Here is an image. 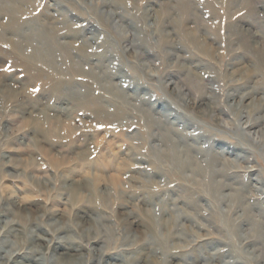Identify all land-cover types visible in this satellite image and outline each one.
I'll return each instance as SVG.
<instances>
[{"label":"rangeland","instance_id":"rangeland-1","mask_svg":"<svg viewBox=\"0 0 264 264\" xmlns=\"http://www.w3.org/2000/svg\"><path fill=\"white\" fill-rule=\"evenodd\" d=\"M54 245L264 264V0H0V263Z\"/></svg>","mask_w":264,"mask_h":264},{"label":"bare ground","instance_id":"bare-ground-1","mask_svg":"<svg viewBox=\"0 0 264 264\" xmlns=\"http://www.w3.org/2000/svg\"><path fill=\"white\" fill-rule=\"evenodd\" d=\"M26 82V81H25ZM27 86H28V83H27ZM35 88V87H34ZM2 91V90H1ZM96 100L95 99H90L89 100V103H87L86 104V106H88V107H90V104H93V103H91V102H95ZM92 110H94L95 112H97V113H101V111H102V109L100 108V107H95V108H91V111ZM51 120H53V119H51ZM54 121V120H53ZM57 121V120H56ZM56 125V124H55ZM57 131V130H56ZM63 134H65V132L63 133ZM103 162V161H102ZM101 162V163H102ZM103 165H104V167H107V168H111V163H109V161L108 162H103ZM81 173H83V169L81 168V169H79L78 170V173H74V172H72L71 170L69 171V170H66L65 172H64V174H63V176L64 177H66V178H72V176L74 177V176H76V174L78 175V176H82V177H84V175H82ZM62 176V177H63ZM76 179V178H75ZM94 179H95V181H98L99 180V175L98 174H96V172L94 173ZM73 180V179H72ZM115 180V178L113 177L112 178V181H114ZM114 183H115V181H114ZM71 189H72V186L70 187ZM93 188V187H92ZM71 191H73L72 192V196L75 198V196L76 195H79V199L80 198H82V197H80L81 195H80V193H77L76 192V188H73ZM96 198H97V196H96ZM103 198V197H102ZM101 198V199H102ZM98 199V198H97ZM87 201V200H86ZM87 203L88 204H91L92 203V201H87ZM53 207H54V204H52V208L51 209H49L48 211H49V213H50V217H59V213H57V212H54L52 209H53ZM48 209V208H47ZM20 210V209H19ZM18 210V211H19ZM25 210H28V209H25ZM53 211V212H52ZM58 211V210H57ZM20 212V211H19ZM18 212V213H19ZM29 211H27V213H28ZM22 213V212H21ZM23 214V213H22ZM24 216V215H23ZM26 216V215H25ZM126 228H128V227H126ZM37 229V228H36ZM15 230H17V232H18V230H20V229H18V228H14V230H13V232H15ZM21 231V230H20ZM17 232H15V233H17ZM37 233V232H36ZM38 234V233H37ZM42 234V233H41ZM41 234H39L38 236H37V238H34V239H32V240H30L33 244H35V245H39L40 247L41 246H43L44 244H45V242H44V238L41 236ZM45 235V234H44ZM34 237V236H33ZM36 237V236H35ZM53 247V251H54V256H55V258H53V259H56V261H55V264H57V263H60V264H71L72 262H74V261H77L78 259H80L81 258V256H82V252H81V250L79 249V248H72V246H59V245H54V246H52ZM1 256V255H0ZM7 257V256H6ZM9 257V256H8ZM1 258L3 259L4 257H0V262H1ZM52 258V257H51ZM81 260H83V259H81ZM11 262V264H43L40 260H37V259H32V258H25V257H18V256H12V257H10V258H7V264H10L9 262ZM5 262H6V260H5ZM75 263V262H74ZM1 264V263H0ZM2 264H3V262H2ZM6 264V263H5ZM45 264V263H44Z\"/></svg>","mask_w":264,"mask_h":264}]
</instances>
